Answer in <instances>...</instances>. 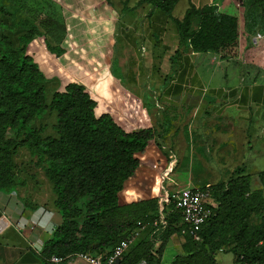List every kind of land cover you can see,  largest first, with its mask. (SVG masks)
<instances>
[{
  "label": "trees",
  "instance_id": "trees-1",
  "mask_svg": "<svg viewBox=\"0 0 264 264\" xmlns=\"http://www.w3.org/2000/svg\"><path fill=\"white\" fill-rule=\"evenodd\" d=\"M9 1V7L0 3V42L7 46L0 49V189L16 186L14 158L19 149L27 148L51 180L62 216L44 242L43 256L60 258L51 264H67L79 253L107 255L137 229L151 225L148 236L131 241L122 264L142 259L161 264L174 235L184 241L170 264H218L221 250L231 252L234 259L243 256L264 264V170L257 189L244 165L236 166L227 179L210 183L213 211L202 225L201 240L182 233L186 224L174 202L164 207L167 225L156 228L152 222L160 216L158 196L122 198L150 142L164 153L162 140L171 124L162 120L164 131L127 129L113 113L100 111L94 90L106 79L114 44L111 0H78L84 10L62 22L45 20L46 29L58 32L56 42L40 38L44 34L35 26L14 30L12 8H22L26 0ZM179 1L140 3L172 13ZM220 5L219 0L201 7L190 2L179 20L181 41L195 52L235 58L240 54V19ZM251 5L259 9L255 20ZM246 12L249 31L264 28V0H252ZM85 65L89 69L100 65L104 73L95 77ZM113 84L118 85L110 82V89ZM49 113L47 126L43 118Z\"/></svg>",
  "mask_w": 264,
  "mask_h": 264
},
{
  "label": "rangeland",
  "instance_id": "rangeland-1",
  "mask_svg": "<svg viewBox=\"0 0 264 264\" xmlns=\"http://www.w3.org/2000/svg\"><path fill=\"white\" fill-rule=\"evenodd\" d=\"M210 1L180 0L175 10L182 9L183 12L190 2L201 7ZM219 1L221 10H228L241 18L243 31L240 34V42L245 47L237 57L231 58V62L221 58L223 64L233 63L237 69L232 71H229L230 68L222 69L216 74L212 83L224 85L230 81L239 82L241 79L250 84L255 81L264 82V28L257 26L256 30L252 32L245 25L248 13L246 11L249 2L252 0ZM111 2L114 10L123 20L130 12L128 8L124 7L141 4L140 0H111ZM0 3L7 7L11 6L9 0H0ZM83 5L79 4L78 0H26L22 8H12L15 11L12 25H14V30L24 26H35L39 32L44 34L40 38L56 42L58 32L49 31L43 22L45 20L62 22L63 18L77 14L78 10H84ZM258 12L259 9L251 5L253 20L258 18ZM255 36L260 37L257 41L258 44L255 42ZM145 38L144 36L140 38L139 43L142 44L146 40ZM6 48V44L0 42V49ZM108 54L109 59H111V70L105 71L107 74L105 81H102L94 90V95L99 100L100 111L113 113L117 121L127 129L152 127L164 131L160 122L168 119L166 122L170 121L171 123V127L166 130L162 140L164 153L153 141L150 142L146 154L142 157V166L138 169L136 176L131 179L132 182L128 180L125 184L126 189L121 195L123 199L160 197L161 192L162 194L164 192L163 189L173 190L185 186L200 187L208 183H216L219 180L227 179L238 165H244L246 172L250 174L252 188H261L259 174L264 170V109L256 114L255 103L247 108V105L241 102L245 110L239 111L238 108L232 106L226 109L223 115L218 116L211 109H208L206 113H203V119L199 120L197 124L189 123L186 118L187 115L181 110L180 115L178 116L176 113L175 119L171 121V112H173L171 106L156 104V101L151 97H148L149 101L146 104L136 102V97L130 93L128 96V92L119 85L113 84L112 89H110L108 84L114 82L111 78L112 74L118 76V62L113 56V51ZM211 56L209 55L208 58ZM217 65L216 63L213 73ZM96 67L94 66L92 69L90 66L89 69L85 65V69L91 71L95 77L103 71L102 66L99 65L97 69H94ZM47 98L50 99V96L47 95ZM149 112L150 114H148ZM247 114L254 117L250 127V122L246 120ZM200 128L204 131V136L198 134ZM20 158L26 159V153L21 152ZM130 182L133 188L128 187ZM254 220L257 221L258 219L255 217ZM48 228L52 229V226L50 225ZM183 241L184 238L181 235H174L169 240L161 264H169ZM233 260L234 255L231 252L221 250L217 254L218 264H233ZM71 262L89 264L78 255H74Z\"/></svg>",
  "mask_w": 264,
  "mask_h": 264
},
{
  "label": "crops",
  "instance_id": "crops-1",
  "mask_svg": "<svg viewBox=\"0 0 264 264\" xmlns=\"http://www.w3.org/2000/svg\"><path fill=\"white\" fill-rule=\"evenodd\" d=\"M176 6L172 13L148 3L124 7L130 11L124 20L114 10L110 20L113 21L112 51L118 62V76L112 74V81L142 104L151 97L156 104L171 106V121L176 113L180 115V110L188 116L189 123L197 124L208 109L221 116L229 107L240 111L245 110L243 104L249 108L252 103L256 104V114H259L264 109V82L250 84L241 79L224 85L212 83L222 69L232 71L237 66L223 64L213 51L195 52L186 46L181 41L179 20L187 7L182 12V9L176 11ZM239 19L242 33V20ZM143 36L146 40L140 44ZM244 47L241 44L240 52ZM209 55L213 57L208 58ZM226 60L232 61L231 58ZM107 70H111V59ZM49 115L43 118L47 126H50ZM246 116L250 127L254 117ZM200 129L198 134L204 136ZM21 152L26 153V159L20 158ZM14 161L16 186L11 190L0 189V218L4 221L0 229V264H51L41 251L45 240L62 220L54 203L53 184L27 148L19 149ZM50 225L52 229L48 228ZM151 229V225L140 227L133 241L148 236ZM67 264L74 263L70 260Z\"/></svg>",
  "mask_w": 264,
  "mask_h": 264
},
{
  "label": "built area",
  "instance_id": "built-area-1",
  "mask_svg": "<svg viewBox=\"0 0 264 264\" xmlns=\"http://www.w3.org/2000/svg\"><path fill=\"white\" fill-rule=\"evenodd\" d=\"M255 42L259 41L260 37L255 36ZM210 184L205 188L185 186L179 189L167 190L163 189L164 192L160 195L159 199V212L160 216L153 220L152 225L156 228L160 226H166L167 221L165 219L164 207L171 202H174L175 206L181 210L183 222L186 226L183 228L182 233L186 234L189 232L193 239L201 240L200 231L202 225L212 214V208L210 206L213 203L212 193L209 188ZM3 219L0 218V229L3 225ZM143 227V226H142ZM136 232V231H135ZM134 232V233H135ZM134 234L119 242L111 253L107 255H91L89 253L77 254L89 264H122L123 256L128 249L131 241L133 240ZM51 261L58 262L60 258L52 256ZM136 264H147V261L142 259ZM233 264H255L244 260L241 256L239 259H234Z\"/></svg>",
  "mask_w": 264,
  "mask_h": 264
}]
</instances>
